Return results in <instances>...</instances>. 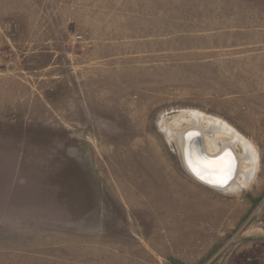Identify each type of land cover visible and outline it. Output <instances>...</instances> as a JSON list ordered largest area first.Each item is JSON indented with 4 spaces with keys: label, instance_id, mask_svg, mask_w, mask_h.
I'll use <instances>...</instances> for the list:
<instances>
[{
    "label": "rangeland",
    "instance_id": "rangeland-1",
    "mask_svg": "<svg viewBox=\"0 0 264 264\" xmlns=\"http://www.w3.org/2000/svg\"><path fill=\"white\" fill-rule=\"evenodd\" d=\"M191 110L249 186L187 171ZM0 264H264V0H0Z\"/></svg>",
    "mask_w": 264,
    "mask_h": 264
},
{
    "label": "bare ground",
    "instance_id": "bare-ground-1",
    "mask_svg": "<svg viewBox=\"0 0 264 264\" xmlns=\"http://www.w3.org/2000/svg\"><path fill=\"white\" fill-rule=\"evenodd\" d=\"M246 72L248 73L247 70ZM186 117L195 123L182 130L178 135V146L187 171L202 184L217 190L227 189V192L236 193L243 187L249 186L255 178L259 165L256 145L218 117L198 110H191ZM207 134L210 135L206 141L209 150L218 149L223 142L221 149L217 153H210L206 148L205 137ZM198 136H200L201 151L205 154L211 157L217 156L222 151H228L229 154L227 153L214 161L204 159L197 143ZM234 146L241 151V156ZM233 163L234 165L236 164L234 177L226 186L214 187L207 183L224 184L225 179L223 177L232 170ZM194 168L196 171L193 170ZM197 172H199V175H197Z\"/></svg>",
    "mask_w": 264,
    "mask_h": 264
},
{
    "label": "water",
    "instance_id": "water-1",
    "mask_svg": "<svg viewBox=\"0 0 264 264\" xmlns=\"http://www.w3.org/2000/svg\"><path fill=\"white\" fill-rule=\"evenodd\" d=\"M197 135V134H196ZM196 137V136H195ZM197 140H198V145H199V148H200V153H201V156L202 157H204V159H206V160H212V161H214V160H217V159H220L222 156H224V155H226L227 153L229 154V152L228 151H222L220 154H218L217 156H213V157H211V156H209V155H207V154H205L203 151H201L202 149V147H201V144H200V136H198V138H197ZM231 155V154H230ZM236 165V164H235ZM235 165H234V163H233V167H232V170L231 171H229L228 172V174L227 175H225L223 178L225 179V181H224V184H220V185H218V184H211V183H209V182H207L208 184H210L211 186H214V187H224V186H226L227 184H228V182L229 181H231L232 179H233V175H234V168H235Z\"/></svg>",
    "mask_w": 264,
    "mask_h": 264
},
{
    "label": "snow or ice",
    "instance_id": "snow-or-ice-1",
    "mask_svg": "<svg viewBox=\"0 0 264 264\" xmlns=\"http://www.w3.org/2000/svg\"><path fill=\"white\" fill-rule=\"evenodd\" d=\"M193 170L196 171L195 168H194ZM197 175H199V172H197ZM201 178L203 179V177H201ZM221 182H222V181H221Z\"/></svg>",
    "mask_w": 264,
    "mask_h": 264
}]
</instances>
